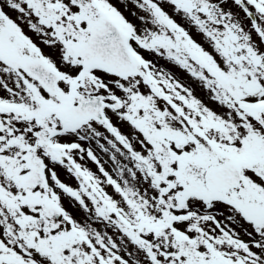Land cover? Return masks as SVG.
I'll list each match as a JSON object with an SVG mask.
<instances>
[{"label":"snow or ice","instance_id":"obj_1","mask_svg":"<svg viewBox=\"0 0 264 264\" xmlns=\"http://www.w3.org/2000/svg\"><path fill=\"white\" fill-rule=\"evenodd\" d=\"M0 264H264V0H0Z\"/></svg>","mask_w":264,"mask_h":264}]
</instances>
